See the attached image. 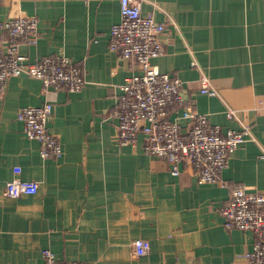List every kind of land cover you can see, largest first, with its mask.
I'll return each mask as SVG.
<instances>
[{
	"label": "crops",
	"instance_id": "crops-1",
	"mask_svg": "<svg viewBox=\"0 0 264 264\" xmlns=\"http://www.w3.org/2000/svg\"><path fill=\"white\" fill-rule=\"evenodd\" d=\"M141 12L167 26L164 54L152 64L182 80L212 124L250 126L253 139L232 155L224 186L198 184L187 164L173 176L166 160L144 153L143 135L135 147L117 137L112 110L137 70L109 48L120 0H0V20H38V43L20 46L30 62L66 56L86 78L79 92L51 95L48 129L60 158L43 159L18 119L21 108L45 103L42 83L11 77L0 95V264H44L45 249L67 263L245 264L255 235L226 229L220 212L236 184L264 191V0H142ZM202 76L217 96L201 94ZM17 166L38 182L37 194L5 196ZM136 239L150 242L149 255H134Z\"/></svg>",
	"mask_w": 264,
	"mask_h": 264
},
{
	"label": "built area",
	"instance_id": "built-area-1",
	"mask_svg": "<svg viewBox=\"0 0 264 264\" xmlns=\"http://www.w3.org/2000/svg\"><path fill=\"white\" fill-rule=\"evenodd\" d=\"M142 0H120V21L110 32L109 48L121 58L136 62L137 70L121 86V92L112 116L118 121L117 137L123 146H137L140 135L144 136L143 151L147 156L164 159L173 176L182 173V164L192 170L198 184L225 185L223 173L235 151L252 138L250 126L241 130H223L212 124L207 115L199 113L190 102L184 82L162 73L152 60L164 54L161 35L167 26L143 15ZM40 32L38 20L33 16H18L0 20V95L11 77L27 74L42 83L47 100L41 106L20 109L19 121L23 124L26 138L40 144L43 159L60 158L63 148L60 139L51 134L48 124L54 113L51 95L65 89L79 92L86 84L83 67L66 56H48L30 62L20 46H35ZM201 94L218 95L206 76L199 80ZM179 114L172 116L173 111ZM235 111L229 110L232 118ZM264 159V149L260 155ZM38 182L22 178V169H13L12 178L6 183L5 196L19 198L38 192ZM221 216L228 230L252 232L255 243L244 254L245 264H264V191L248 192L243 185H234L228 204ZM134 255L150 254L148 240L132 242ZM44 264H88L61 262L49 249L43 250Z\"/></svg>",
	"mask_w": 264,
	"mask_h": 264
}]
</instances>
